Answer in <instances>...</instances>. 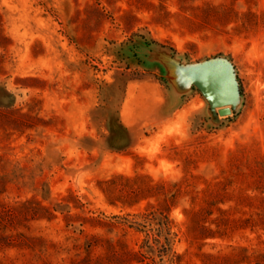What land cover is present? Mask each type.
I'll return each mask as SVG.
<instances>
[{
	"label": "rangeland",
	"instance_id": "374dc122",
	"mask_svg": "<svg viewBox=\"0 0 264 264\" xmlns=\"http://www.w3.org/2000/svg\"><path fill=\"white\" fill-rule=\"evenodd\" d=\"M0 264H264V0H0Z\"/></svg>",
	"mask_w": 264,
	"mask_h": 264
},
{
	"label": "water",
	"instance_id": "95a60500",
	"mask_svg": "<svg viewBox=\"0 0 264 264\" xmlns=\"http://www.w3.org/2000/svg\"><path fill=\"white\" fill-rule=\"evenodd\" d=\"M228 112V110H220V114H224V113H227Z\"/></svg>",
	"mask_w": 264,
	"mask_h": 264
}]
</instances>
